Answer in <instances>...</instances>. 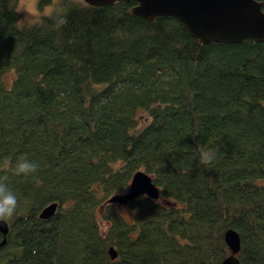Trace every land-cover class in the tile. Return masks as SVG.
<instances>
[{"label": "trees", "instance_id": "obj_1", "mask_svg": "<svg viewBox=\"0 0 264 264\" xmlns=\"http://www.w3.org/2000/svg\"><path fill=\"white\" fill-rule=\"evenodd\" d=\"M16 3L0 0V168H39L0 173L19 202L0 264H219L228 227L240 264H264V40L202 43L123 0H60L65 25L47 10L20 29ZM137 169L158 196L125 215L107 198Z\"/></svg>", "mask_w": 264, "mask_h": 264}, {"label": "water", "instance_id": "obj_2", "mask_svg": "<svg viewBox=\"0 0 264 264\" xmlns=\"http://www.w3.org/2000/svg\"><path fill=\"white\" fill-rule=\"evenodd\" d=\"M92 5H103L114 0H84ZM133 1L129 12L146 19L155 15H171L198 41L206 43L218 41L224 43L264 40V0H123ZM145 194L157 198L158 188L149 174L141 169L135 170L127 188L120 193H113L108 202L125 203L134 197ZM56 202L52 201L40 208L37 216L49 217L55 210ZM8 229L6 221H0V246L5 241ZM227 254L219 264H240L236 253L239 249V235L231 227L222 234ZM109 257L116 255L110 245L107 248Z\"/></svg>", "mask_w": 264, "mask_h": 264}, {"label": "clouds", "instance_id": "obj_3", "mask_svg": "<svg viewBox=\"0 0 264 264\" xmlns=\"http://www.w3.org/2000/svg\"><path fill=\"white\" fill-rule=\"evenodd\" d=\"M34 7L35 4L33 3L31 8ZM31 8L27 0H17L13 11L21 18L18 25L20 29H31L38 22V13L31 10ZM45 15L54 20L57 29L67 23L66 13L60 4V0H57V3L50 7ZM216 156L217 150L212 148L202 149L198 154L199 161L202 165H211L215 161ZM4 163L6 167L0 168V173H5L9 169H14V174L18 177L31 176L36 173L39 168L37 163L29 160L26 156H22L14 165L11 160L4 161ZM7 180L8 177L6 175L3 179H0V221L10 220L16 213L19 203L16 192L9 183H6Z\"/></svg>", "mask_w": 264, "mask_h": 264}, {"label": "rangeland", "instance_id": "obj_4", "mask_svg": "<svg viewBox=\"0 0 264 264\" xmlns=\"http://www.w3.org/2000/svg\"><path fill=\"white\" fill-rule=\"evenodd\" d=\"M27 2H28V5H29L30 8H31V5H32L33 3L35 4V7H34V8H31V10L37 12L38 14H39L40 12H46V11L50 8V4H48V5H45L41 10H39V9L37 8V6H36V0H27ZM20 21H21V18H20V16L18 15L17 22L20 23ZM4 78H5L6 82H9V81H10V78H11V74H10V73H6V74H4ZM117 206H119V209H120V211H121L123 214L128 215V212H129V211H128V208H127L126 204H124V203H118V202H117Z\"/></svg>", "mask_w": 264, "mask_h": 264}, {"label": "flooded vegetation", "instance_id": "obj_5", "mask_svg": "<svg viewBox=\"0 0 264 264\" xmlns=\"http://www.w3.org/2000/svg\"><path fill=\"white\" fill-rule=\"evenodd\" d=\"M262 9H264V7H262Z\"/></svg>", "mask_w": 264, "mask_h": 264}]
</instances>
